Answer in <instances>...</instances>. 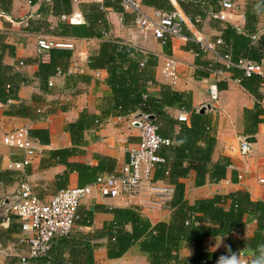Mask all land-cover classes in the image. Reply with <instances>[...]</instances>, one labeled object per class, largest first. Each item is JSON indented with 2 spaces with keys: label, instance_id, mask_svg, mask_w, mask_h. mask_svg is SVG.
<instances>
[{
  "label": "crops",
  "instance_id": "1",
  "mask_svg": "<svg viewBox=\"0 0 264 264\" xmlns=\"http://www.w3.org/2000/svg\"><path fill=\"white\" fill-rule=\"evenodd\" d=\"M69 1L71 9L68 13L60 0H0V78L19 85L17 100H11L7 105L0 103V169L22 175L18 183L6 189L1 188L0 201L16 192L22 182H28L34 194L44 202H50L63 189L78 187L77 173H71L66 179L64 175L67 168L49 160L54 151L76 149L78 155L70 157L69 161L89 166H97L101 157L111 159L113 172L98 176L116 173L127 164L126 149L139 143V131L128 126L127 120L131 115L123 117L111 112L114 94L107 84L106 69L90 67V60L97 57L102 43L113 42L126 52L141 57L140 62L146 61L143 72L153 80L148 82L146 88L149 97L160 98L161 86H166L187 95L192 110L198 113L205 110L202 115L207 118L209 135L216 140L212 163L222 158H228L231 162L226 179L219 183L211 182L208 177L204 186L196 187V173L193 171L180 179V183L186 186L185 200L188 204L236 192H246L253 201L264 202V123L257 126L255 134L246 133V129L252 130V121L246 120L248 115L258 112V106L264 111V87L257 89L261 97L258 100L243 87L241 72L227 71L221 64L218 65L221 74H210L205 63L212 62L213 57L210 54L200 56L202 51L198 44L199 41L214 44L222 39L226 24L246 36L251 32L264 36V2L255 4L249 0H234L239 11L230 12L220 6L221 0H169L173 10L182 16L184 38H172L163 43L152 33L139 31L134 25V16L125 13L120 3V10H116L106 7V0ZM142 6L150 16L160 11L143 3ZM93 14L97 15V20L94 25H90ZM65 24L90 26L94 35L88 38L61 37L60 28ZM99 34L101 37L97 36ZM41 37L76 46L74 50H62L70 52L71 56L56 71L61 68L68 72L71 61L77 60L78 72L62 78H56L55 72L46 78L47 73L41 70V65L48 64L50 59L48 63H43L38 58L37 42ZM217 50L221 54L232 55L226 43L225 46H217ZM170 58L178 62L179 79L175 84H171L162 73ZM258 65L261 67V75L258 76L264 79V61ZM206 72L209 76L205 75ZM213 86L217 88L215 98L210 93ZM22 106L28 108L27 115H21ZM12 109L14 114H7ZM166 111L170 118L178 121L180 112L186 110L167 108ZM84 115L89 120L82 144L76 147L69 127ZM119 117H123L124 121H119ZM259 119L264 120V114ZM189 123L190 114L186 124ZM25 126L30 130L45 129L48 132L47 143L43 144L42 158L16 170V164H24L26 157L23 152L5 146L2 139L6 133ZM178 131L179 127H176ZM241 137L255 139V142L250 143L252 152L249 156H243L240 151ZM157 181L170 185L167 180ZM144 203L141 197L107 199L96 192L82 201L78 209L80 219L68 237L80 240L90 236L91 245L101 244L93 249V264H151L150 255L142 250L140 243L132 246L122 257L111 259L108 256L107 239L102 240L94 235L106 223L113 221L110 210L114 208H135L152 225L172 222V210L163 208L150 211L142 207ZM90 213L91 218L86 220ZM256 230L257 224L252 223L244 236L234 233L212 238L207 241V248L215 254L229 252L228 248L231 249L232 244L250 242ZM28 235L23 232L17 219H12L8 226L0 223V264H18V257L24 250L16 245L17 239ZM236 251L244 252L248 263H253V252ZM175 254L178 264L188 263L196 254L194 242L182 241ZM64 257L69 259L67 254Z\"/></svg>",
  "mask_w": 264,
  "mask_h": 264
},
{
  "label": "trees",
  "instance_id": "2",
  "mask_svg": "<svg viewBox=\"0 0 264 264\" xmlns=\"http://www.w3.org/2000/svg\"><path fill=\"white\" fill-rule=\"evenodd\" d=\"M249 1L255 4L264 2V0ZM60 2L69 13L70 1L60 0ZM142 3L160 11H174L169 0H142ZM105 5L120 10L118 0H106ZM95 14L98 15V12ZM95 14L90 17V25H94L97 20ZM60 31L59 36L61 37L88 38L94 35L92 27L86 25L65 24L61 26ZM97 36L101 37V34ZM222 39L230 47L235 63L241 58L249 59L257 64L264 61V36H260L258 32H251L246 36L240 30L226 24ZM168 45L169 42L166 46ZM204 54L199 53L200 56ZM70 56L71 53L67 51L51 50L50 62L41 65V70L47 73L46 78L48 75H53L56 68L66 62ZM140 58L126 52L113 42H103L97 57L91 58L90 67L104 68L108 72L107 84L114 94L111 105L113 114L128 117L139 112L143 115L155 116L159 134L172 141L171 146L159 151V155L165 159V164L159 167L155 175L156 180H167V183L174 188L171 203L172 222L152 225L135 208H114L110 210L113 221L106 223L103 229L94 235L102 240L107 239L108 256L111 259L122 257L132 246L140 243L142 250L150 255L151 264H178L175 253L179 250L180 243L184 240H191L195 244L196 254L186 264H216L220 256H228L230 253H211L207 248V241L216 237L231 236L234 233L244 236L249 226L256 223L257 230L252 240L238 245L232 244L231 249L233 251L249 250L253 252L255 264H264V256L259 250L260 246L264 245V202L253 201L246 192L220 195L213 199L197 201L193 205H189L185 200L186 186L180 183V179L186 178L193 171L196 173V187L204 186L208 177L211 182L219 183L226 179L231 162L228 158H222L217 163H212L216 140L209 135L207 118L191 109L187 95L177 93L166 86H161L160 98L147 95L148 82L153 80L141 70ZM210 63L207 61L205 68ZM231 71L241 72L238 69ZM205 75L209 76V73L206 72ZM241 83L258 100L261 99L257 89L264 87V79L257 75L250 78L243 75ZM18 90V84L0 78V103L7 105L9 101L17 100ZM262 91L264 93V89ZM167 108L186 110L190 114V123H180L170 118L166 111ZM22 109L21 115H27L26 109L28 108L22 106ZM257 109L258 112L248 115L246 119L252 121V130L246 129L247 134H255L257 126L264 123V120L259 119L264 111L260 106ZM7 114L13 115V109ZM88 120V116L84 115L82 119L69 127L76 147L82 144ZM176 127H179L178 132H176ZM30 133L42 144L47 143L48 132L45 129H31ZM77 153L79 152L76 149H62L51 152L49 160L67 168L64 175L66 179L71 173H77L79 188L94 184L99 174L113 172L112 160L104 157L98 159L97 166L70 162L69 158L78 155ZM166 172H168L167 176ZM21 177L19 172L0 169V190L18 183ZM91 216L92 213L88 214L86 220H89ZM89 237H83L80 240L69 237L57 239L46 256L33 259L30 263L93 264V249L100 247L101 244L91 245ZM66 254L69 255V259H65Z\"/></svg>",
  "mask_w": 264,
  "mask_h": 264
},
{
  "label": "built area",
  "instance_id": "3",
  "mask_svg": "<svg viewBox=\"0 0 264 264\" xmlns=\"http://www.w3.org/2000/svg\"><path fill=\"white\" fill-rule=\"evenodd\" d=\"M118 2L125 13L134 16V25L139 31L150 32L163 43L172 38H184L180 12L156 11L150 16L145 13L141 0H118ZM220 6L230 12L239 11L234 0H221ZM198 44L202 52L213 57V61L206 68L210 74H221L222 72L216 67L222 64L227 71L240 70L246 78L261 75V67L251 60L241 58L235 63L231 54L219 53L217 46H225L222 39L214 44H206L203 41H199ZM75 48L73 44L41 37L37 42V55L41 62L48 63L51 50ZM145 67L146 61H141L140 68L143 70ZM78 70V61L72 60L68 72L61 68L57 69L56 78L77 73ZM162 73L171 84H175L179 79L178 62L172 58L168 59ZM237 81L240 83V80ZM210 93L214 98L216 97V86L210 88ZM151 117L136 113L127 120L131 129L139 131L140 141L137 145L126 149L128 162L120 171L100 175L94 184L85 187L63 189L50 202H44L36 196L28 182H22L16 192L0 201V223L8 226L12 219H17L23 232L29 233L27 237L17 239L16 245L24 250L18 257V264H31V260L46 256L56 239L68 237L80 219L78 209L82 201L96 192L107 199L135 196L144 198L146 203L142 204V207L150 211L163 208L171 210L174 188L158 182L155 175L159 167L165 164V159L159 155V151L171 146L172 141L159 134L156 119ZM118 120L124 121V118L119 117ZM178 121L188 122L189 114L186 111L180 112ZM2 142L5 146L19 150L25 155V163L16 164V170L22 169L24 165H30L44 155L45 146L39 139L31 136L30 128L27 126L6 133ZM240 151L243 156H249L252 152L251 144L245 137L240 138ZM239 179L241 180L242 177ZM235 252L239 255L240 264H249L244 252Z\"/></svg>",
  "mask_w": 264,
  "mask_h": 264
},
{
  "label": "clouds",
  "instance_id": "4",
  "mask_svg": "<svg viewBox=\"0 0 264 264\" xmlns=\"http://www.w3.org/2000/svg\"><path fill=\"white\" fill-rule=\"evenodd\" d=\"M259 250L262 256H264V245H261ZM228 251L230 254L228 256H220L216 264H240L238 253L232 252L230 248H228ZM253 264H255V262H253Z\"/></svg>",
  "mask_w": 264,
  "mask_h": 264
},
{
  "label": "water",
  "instance_id": "5",
  "mask_svg": "<svg viewBox=\"0 0 264 264\" xmlns=\"http://www.w3.org/2000/svg\"><path fill=\"white\" fill-rule=\"evenodd\" d=\"M200 113H201V114H204V113H205V110L202 109V110L200 111ZM151 119H154V116H152ZM246 141H247L248 143H252V142H255V139L249 137V138L246 139Z\"/></svg>",
  "mask_w": 264,
  "mask_h": 264
}]
</instances>
